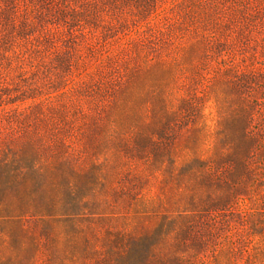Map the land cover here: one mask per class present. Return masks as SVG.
<instances>
[{"label":"rangeland","instance_id":"1","mask_svg":"<svg viewBox=\"0 0 264 264\" xmlns=\"http://www.w3.org/2000/svg\"><path fill=\"white\" fill-rule=\"evenodd\" d=\"M0 264H264V0H0Z\"/></svg>","mask_w":264,"mask_h":264},{"label":"trees","instance_id":"2","mask_svg":"<svg viewBox=\"0 0 264 264\" xmlns=\"http://www.w3.org/2000/svg\"><path fill=\"white\" fill-rule=\"evenodd\" d=\"M244 136V133L242 134ZM248 155V154H247Z\"/></svg>","mask_w":264,"mask_h":264}]
</instances>
